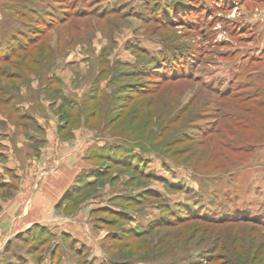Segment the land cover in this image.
Returning <instances> with one entry per match:
<instances>
[{
	"label": "rangeland",
	"instance_id": "374dc122",
	"mask_svg": "<svg viewBox=\"0 0 264 264\" xmlns=\"http://www.w3.org/2000/svg\"><path fill=\"white\" fill-rule=\"evenodd\" d=\"M0 264H264V0H0Z\"/></svg>",
	"mask_w": 264,
	"mask_h": 264
},
{
	"label": "crops",
	"instance_id": "0c3cea01",
	"mask_svg": "<svg viewBox=\"0 0 264 264\" xmlns=\"http://www.w3.org/2000/svg\"><path fill=\"white\" fill-rule=\"evenodd\" d=\"M7 135L9 136L8 133H7ZM6 157H7V156H6ZM6 157L4 156L5 159H6ZM54 165H56V163H55ZM14 166H15V165H14ZM51 166H52V165H51ZM51 166H50V167H51ZM9 167L12 168V166H9ZM54 167L56 168V166H54ZM12 169H13V168H12ZM56 185H58V181L54 179V181H52V187H54V186H56ZM23 187H25V186H23ZM56 187H57V186H56ZM39 205H40V204H39ZM44 205H45V204H44ZM24 206H25V205H24ZM33 206H37V205H36V204H33ZM21 208H22V206L19 205V209H21ZM7 219H8V220L10 219L9 216H7V218H4V220H7ZM4 222H6V221H4ZM24 222H25V221H24ZM28 222H29V221H28ZM25 223H26V222H25ZM21 225H22V223H19V224H18L19 227H22ZM18 229H20V228H18Z\"/></svg>",
	"mask_w": 264,
	"mask_h": 264
},
{
	"label": "trees",
	"instance_id": "16d2710c",
	"mask_svg": "<svg viewBox=\"0 0 264 264\" xmlns=\"http://www.w3.org/2000/svg\"><path fill=\"white\" fill-rule=\"evenodd\" d=\"M7 60H8V59H7ZM7 60H6V61H7ZM6 61H3V62H6ZM256 72H257V73H256ZM262 72H263V71H254L255 74H258V76H259V74L262 73ZM261 116H262V115H261ZM38 229H40L39 226H38ZM215 260H216L215 258L210 257V259H209L208 261H210V262H214V263H215Z\"/></svg>",
	"mask_w": 264,
	"mask_h": 264
}]
</instances>
